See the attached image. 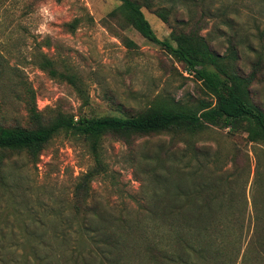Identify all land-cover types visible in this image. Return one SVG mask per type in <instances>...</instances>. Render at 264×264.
I'll return each mask as SVG.
<instances>
[{"label":"rangeland","instance_id":"obj_1","mask_svg":"<svg viewBox=\"0 0 264 264\" xmlns=\"http://www.w3.org/2000/svg\"><path fill=\"white\" fill-rule=\"evenodd\" d=\"M166 1L164 6L172 9L168 24L153 9H141L159 41H169L174 30L188 32L192 22L201 19V35L211 50L225 55L233 41L235 65L243 76L262 57L251 96L264 111V0ZM119 6L117 0H0V55L5 61L0 67H7L8 73L18 71L34 90L37 109L46 120L59 113L75 119L131 117L155 103L194 108L200 101H212L201 83L161 45L126 27L119 12L112 16ZM41 54L71 80L49 77L38 67ZM9 89L0 86L1 122L4 127H28L24 106L11 98ZM132 140L126 146L112 137L103 139L108 173L91 183L90 203L105 214L103 226L98 224L95 230L108 233L113 220L120 218L138 231L134 245L111 251L110 264H162L151 260L144 244H137L145 237L158 244L160 238L167 241L160 237L167 234L160 228V207L154 209L167 199L160 196L164 188L160 164L146 161L160 145L176 146V165L187 175L176 185L189 192L196 186L215 188L211 200L216 212L211 221L220 233L207 239L216 240L211 248L224 256L220 262L264 264L258 229L255 233V218L264 221L263 145L249 142L243 127L234 131L211 127L191 139L195 150L190 153L184 138L172 134ZM5 162V180L0 184V264H74L73 244L66 246L55 237L64 234L70 241L75 237L78 221L69 205L77 178L93 165L87 144L59 133L35 161L20 154ZM184 256L189 252L183 254L176 246L168 250L173 263H185ZM186 264L202 262L191 257Z\"/></svg>","mask_w":264,"mask_h":264},{"label":"trees","instance_id":"obj_2","mask_svg":"<svg viewBox=\"0 0 264 264\" xmlns=\"http://www.w3.org/2000/svg\"><path fill=\"white\" fill-rule=\"evenodd\" d=\"M117 1L120 2V6L112 16L119 12L126 27H131L144 39L161 45L173 58L184 65L188 74L201 83L212 101H200L194 108H178L155 103L144 112L131 117L105 115L75 119L73 116L59 113L53 120H46L37 109L34 90L21 79L18 71L9 69L8 73L5 70L7 67H0V86L9 87L8 93L12 94L11 98L22 103L29 124L28 127L19 125L4 127V123L1 122L3 118H0L1 185L5 180V161L10 155L25 154L35 161L44 146L59 133L78 137L89 147L93 165L77 178L69 205L70 211L78 221L75 237L73 242L64 234L55 237L64 245L73 244L71 258L74 264L78 262L110 264L113 262L108 257L111 251L119 247L132 246L137 241L135 233L138 231L132 226L126 227L127 223L120 218L113 220L115 223L107 228L108 233L97 231L94 227L98 224L103 226L105 218V214L99 212V207L93 202L90 203L91 183L108 173L101 150L105 137H112L122 141L126 146H131L134 138L172 134L173 137L184 138L190 153L195 150L190 146L193 144L191 139L211 127L229 128L230 131L243 127L249 142L259 143L264 147V111L255 105L251 96V87L260 72L261 56L252 64L249 75L243 76L235 65L237 53L233 41H229L225 55L211 50L201 35L204 29L201 19L193 21L188 32L174 30L170 34L169 41H159L141 9L143 6L153 9L154 14L168 24L172 9L164 6L166 0H160V4H156L155 0ZM3 60L0 55V62H3L0 66L5 65ZM37 60L38 67L49 77L71 80V77H64V74L59 73L54 68L53 62L44 54L39 55ZM175 147V145L168 147L160 145V149L154 152V157L146 159L148 165L160 164V184L164 185L160 196L167 199L162 198L160 206H153L156 210L160 207V228H165L169 236L167 234L160 236L167 237V241L160 238L159 244L148 240V237L139 239L140 242L137 244H144L151 260L162 264L173 263L167 257L168 250L172 246H176L183 254L187 251L190 255L184 256L185 263L173 264H186L191 257L201 261L202 264H224L220 262L224 258L221 252L211 248L215 246L216 240L215 243L214 240L213 242L208 240L213 233H220L218 224L211 221L212 215L216 212V208L213 207L214 201L211 200L215 188L196 186L189 192L184 191L182 186L176 185L177 181L187 175L181 170L179 172V166L175 162ZM262 219V217L255 218V233L258 229L257 244L264 250ZM163 246L167 248L165 251L162 250ZM102 247L112 250L106 252ZM85 254L88 259L85 258ZM207 256L210 257V261L205 260Z\"/></svg>","mask_w":264,"mask_h":264}]
</instances>
